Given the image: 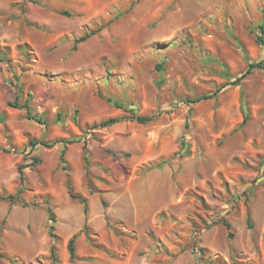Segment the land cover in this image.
<instances>
[{
    "label": "rangeland",
    "instance_id": "1",
    "mask_svg": "<svg viewBox=\"0 0 264 264\" xmlns=\"http://www.w3.org/2000/svg\"><path fill=\"white\" fill-rule=\"evenodd\" d=\"M262 22L264 0H0V264H74L73 236L77 264H264V68L230 83Z\"/></svg>",
    "mask_w": 264,
    "mask_h": 264
},
{
    "label": "trees",
    "instance_id": "2",
    "mask_svg": "<svg viewBox=\"0 0 264 264\" xmlns=\"http://www.w3.org/2000/svg\"><path fill=\"white\" fill-rule=\"evenodd\" d=\"M64 13L69 14L68 11H64ZM259 28L261 29V33H262L259 36V41L261 43H264V35H263L264 34V22H262L259 25ZM94 33L95 32H92V31L91 32H87L84 35H82L80 38H78L76 40V42L84 41L87 38H89L91 35H93ZM76 47H77V44L74 45L73 49H76ZM1 57H2V59H4V54ZM156 66H157L158 69H161L162 64H157ZM256 68H264V63L262 61L249 62L247 68L240 75L235 77L234 80L232 82H230V83L231 84H241L243 79H245L248 75H250ZM217 91H219V90H217ZM215 94H216V92H214L213 95H215ZM210 97H212V95H205V96H202L200 98H197L194 101H199L201 99L210 98ZM117 104H118V106L123 107L120 103H117ZM12 105L14 106L15 104L13 103ZM24 107L28 108L29 106H28V104H26ZM133 113H134L133 117L137 121L142 122V123L149 122V121H151L153 119V116L137 115L134 111H133ZM247 120H248V116L246 115L244 120H243V123H245ZM115 121H117V119H115V118L108 119V120H103L100 124H95V126H106V125H109V124H111V123H113ZM39 144L44 145V146H51L52 145V144H50L48 142H45L44 140H35V139L31 140V145L32 146H37ZM65 152H66L65 149H63V151L61 153V160H62L63 163H65V167H66ZM34 159L36 160V162L40 161L38 157H34ZM87 160H88V157L86 156V161ZM20 173H21V180H24L23 167L22 166L20 167ZM67 185H68V191H69L70 196L73 199H78L80 202L84 203V205H85L84 206V212L87 213L88 212V199L86 197H83L82 195L77 194V193L74 192L73 184H72V180L70 178V175H68ZM16 198H17V196H15L14 194H9V195H5V196H0V201H2V200H10L11 202H13ZM103 203H104V205H106V202L103 201ZM224 224L226 225L227 229H230V223H228L227 221H224ZM249 224L252 225L250 220H249ZM85 229L88 230V226L87 225L85 226ZM51 234L54 235L53 232H51ZM1 238H2V222L0 223V243H1ZM75 239H76V236H73L69 240V242H68V251H69L70 259H71L72 263L77 264L78 256H77V253H76ZM51 253L53 255V259L56 262L57 261V256L55 254V248L54 247L52 248ZM1 256L2 255L0 254V257Z\"/></svg>",
    "mask_w": 264,
    "mask_h": 264
}]
</instances>
